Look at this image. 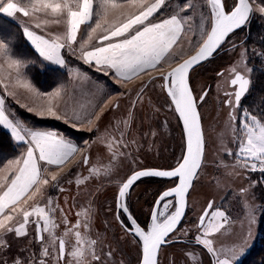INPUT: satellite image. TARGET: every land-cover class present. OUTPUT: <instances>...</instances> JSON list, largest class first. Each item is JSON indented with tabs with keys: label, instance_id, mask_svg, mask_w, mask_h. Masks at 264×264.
<instances>
[{
	"label": "snow or ice",
	"instance_id": "obj_1",
	"mask_svg": "<svg viewBox=\"0 0 264 264\" xmlns=\"http://www.w3.org/2000/svg\"><path fill=\"white\" fill-rule=\"evenodd\" d=\"M202 2L209 8L207 16H193L195 0H179L180 6L174 14L156 22L153 18L168 7L167 0H0V13L9 17L19 13L31 22V27L25 25L23 34L35 54L44 61L64 67L66 60L62 53L67 49L85 64L103 71L106 76L111 75L118 83H129L141 76L149 77L134 90L120 94L132 96L135 92L127 117L115 120L101 130L99 121L102 112L100 115L96 112L82 115L74 111L71 116L67 110L61 112L60 101L66 91L63 86L47 94L37 92L25 72L30 61L14 51L8 34L0 32V86L5 89L4 93H0V126L10 130L15 141L26 146L24 156L9 160L7 174L0 178V264H113L114 250L110 245L105 250V240L94 230L91 201L75 212L73 221L50 194L46 198L45 190L49 187L61 192L65 190L61 184L68 178L64 169L69 164L76 169L84 167L88 172L87 176L77 178V186L88 180L102 183L114 173L118 174L122 165H128L129 174L120 181L115 196L116 219L138 245V264H161V253L175 234L183 231L184 235H188V231L182 228L188 201L209 163L217 171L221 167L226 170L240 167L248 172L264 174V117L240 107L252 80L250 75L238 70V66L230 68L229 84L233 91L224 92L227 97L224 103L229 109L226 128L236 151L222 146L218 152L223 151V157L212 161L208 158L200 111L208 92L203 91L199 97L194 94L190 72L212 58L232 34L241 30L250 20L253 9L249 0H235L231 8L226 0ZM125 3L136 11L122 13L123 19L118 23H109L110 10L119 9ZM259 12L264 15V0L259 4ZM81 25H86V38L81 33ZM52 27L58 30L50 31ZM189 35L193 37L188 41L189 45L197 50L195 55L184 59L185 53L177 49L183 47L184 38ZM172 62L178 66L171 67ZM243 63L246 62L241 61ZM165 65L171 70L165 72ZM251 71L247 69V72ZM217 75L223 76L224 73ZM6 80L8 83H5ZM157 81L170 102L171 110L182 123V151L174 164L167 168L141 167L139 157L133 154L144 147L140 140H146L149 135L155 136L151 130L144 133L137 129L134 134V124L137 105H143L146 90ZM10 86L36 96L49 97L38 115L63 119L72 127H84L96 134L103 131V134L97 135L86 149H81L56 132L33 130L19 121L14 122L5 109V95L15 96V92L7 91ZM109 104L111 101L101 107L107 108ZM119 107L117 101L111 104L109 110L115 111ZM32 110L29 108V111ZM155 110L159 111L158 108ZM93 145L103 149L95 159ZM81 153V158L76 160ZM229 157L232 164L228 162ZM232 174L228 171V175ZM144 178L166 179L171 186L158 194L148 222L141 225L131 213L128 198L134 186ZM247 191L240 189L242 195ZM214 203L208 201L193 225L195 242L214 258L209 264H237L244 244L225 247L221 243L220 247L215 246L214 238L219 239L228 232L233 222L224 211L215 208ZM243 215L249 223L254 222V209L250 204L244 205ZM124 216L127 224L122 219ZM29 224L34 225V241L40 245L39 249L29 252L27 257L13 256L10 262L4 259L10 248L6 237H28ZM185 258V264H188L189 258L195 261V253L186 251ZM170 264L176 262L172 260Z\"/></svg>",
	"mask_w": 264,
	"mask_h": 264
},
{
	"label": "rangeland",
	"instance_id": "obj_2",
	"mask_svg": "<svg viewBox=\"0 0 264 264\" xmlns=\"http://www.w3.org/2000/svg\"><path fill=\"white\" fill-rule=\"evenodd\" d=\"M117 2H120V0H117ZM167 2L168 7L153 18L156 22L168 18L174 14L180 6L179 0H167ZM195 2L196 11L193 13V16L196 18H199L202 14L207 16L209 14L207 4L203 3L202 0H195ZM234 2L235 0H226V4L229 8L232 7ZM249 2L253 12L248 23L241 30L232 34L212 58L203 62L190 72V81L194 94L199 97L203 91L208 90V96L201 106L200 111L206 133L207 155L210 161L218 160L223 157V151L218 152L222 146L236 151V145L232 142L231 135L226 128L229 109L224 103L227 99L224 92L233 91L229 84V80L231 79L230 68L238 66V70L243 71L246 75H250L251 77L253 69L256 67V61L259 60L264 63V54H261L256 47L251 46L248 42L251 38L249 34L251 21L257 20V18L263 19L264 21V15H261L259 12V2L256 0H249ZM135 11V8L125 3L123 7L119 9L110 10L108 22L118 23L123 19L122 13L127 14ZM1 14L7 19H10V21L17 23L22 32L25 25L31 27V22L28 18L19 13L13 17L6 16L3 13ZM85 28L86 25H81V33L84 34L86 38L87 34ZM57 30L58 29L55 27L50 29V31ZM36 31L39 34H43L39 29H36ZM23 39H25L24 41L34 50L25 36H23ZM77 39L78 41L81 39L79 34ZM190 39H193L191 35L186 36L184 38L185 42L183 47L177 49L178 52L183 51L185 53L184 59L197 50L189 45L188 41ZM93 43H95V41H93ZM62 54L66 60V65L64 67L54 65L49 61H44L42 57L38 56L41 60L40 63H43L45 67L59 68L66 73L67 80L53 90L47 92L40 91L32 83L31 77H29L31 73L29 71L30 67L28 66L25 69L28 79L37 92L47 94L63 86L66 91L64 93V99L60 101L61 112L67 110L70 116L74 111L82 115H90L93 112L100 115L102 112L99 121L101 130L115 120L127 117L135 92L133 91L132 96H121L120 94L134 90L142 81H147L149 79L148 76H141L139 79H134L129 83H118L111 75H104L103 71H98L102 73L103 76L97 74V76L93 77L81 66L84 65L87 69H94L97 73L94 66L85 64L81 59H78L77 55L70 54L67 49H65ZM22 58L30 60L32 57L24 55ZM241 61H245L246 63L241 64ZM179 62H182V60ZM176 65L177 63L175 62L171 63V67H175ZM247 69H252V71L249 73ZM169 70L170 68L168 65H165L164 71L167 72ZM219 72H223L224 75H217ZM77 73H79V75ZM153 75L159 76L160 73H153ZM64 79L61 82H63ZM5 83H8V81L6 80ZM7 91L15 92V96L5 95L6 114H8L14 122L19 121L25 127L27 126L24 122L20 120V118L14 116L15 114L11 104H17L28 111L29 108H31L33 110L30 112L40 116L38 112L46 105L49 99L47 95L36 96L34 93L27 92L23 89H15L11 86ZM4 92L5 89L0 86V93ZM108 101H111V104L119 101L120 107L115 111L109 110L111 104H109L107 108H102L101 106ZM150 105L154 107H150ZM240 107L249 111L247 108L243 107L242 104ZM156 108H158L159 111H156ZM98 109L99 111H97ZM238 112L239 109H237V113ZM47 117L55 118L51 116ZM135 117L134 134L137 129L142 130L144 133H148L150 130L155 133L154 137L149 135L146 140H140V143H142L144 147L138 153H133L139 157L138 164L141 167L156 168H167L169 165L174 164L175 159L180 156L182 151V123L179 121L175 112L171 110L170 102L167 100L166 94L161 90L158 81L150 85L146 90L144 103L143 105H137ZM60 121H62L64 125H67L72 131H59V129L50 131L56 132L58 135L71 140L81 149H86L89 143L96 139L97 135L103 134V131L96 134L84 127L79 129L72 127L70 124H66L63 119H60ZM3 129L5 128L3 127ZM5 130L10 133V130ZM79 134L82 136L79 137V139H75L74 137H77ZM12 139L21 147L15 157L1 164L0 178L7 174L6 166L9 160L22 158L25 154L26 146L21 145L19 142L15 141L14 138ZM102 151V148L93 145V158L95 159L96 155ZM82 154L83 153L78 154L76 160H79ZM140 161L143 163L140 164ZM228 162L229 164L233 163L230 157L228 158ZM228 171H232L233 174L228 175ZM64 172L68 173V178L61 184V187L65 190L61 192L49 187L45 190L46 198L50 194L54 202L57 203L60 208H63L68 214L69 219L73 221L75 220V212L82 206H87L88 202L91 201L94 212V230L105 240V250H107L109 245L114 250L115 261L113 264H120L121 261H123V264H138V245L133 242V238L130 234L125 233L124 228L121 227L120 222L116 219L118 210L115 206V196L120 181L129 174L128 165H122L118 174L114 173L112 177L106 178L102 183L97 180H88L79 186L76 184L77 178H83L88 175L84 167L76 169L73 168L72 164H69L64 169ZM253 173L254 172L245 171L240 167L227 170L221 167L217 171V169L209 163L208 167L202 172L201 179L197 181L195 189L191 191L188 201L189 206L186 211L185 219L182 222V228L188 231V235H184L183 231L175 234L174 239L169 242L165 250L161 253V264H170L172 260H174L176 264H185L186 251L194 252L196 257L195 261L189 258L188 264H209V261L212 260L213 257L207 254L206 250H203L201 245L196 244L194 239L196 230L193 225L210 200L215 202V208L224 211L230 221L233 222L228 232H225L219 239L214 238L215 246L220 247L221 243H223L225 247H236L237 244H244V251L238 254L237 263L244 258L256 243L258 237L257 228L259 227L262 210L259 202L255 198L257 183L256 180H253ZM69 180L71 183H69ZM170 186L171 182L166 179L144 178L131 190L128 198V205L131 213L141 225L148 222L158 194ZM242 188L248 189L243 195L240 193V189ZM245 204H250L253 207L254 222L249 223L247 218L243 215ZM122 219L125 224L128 223L126 216L122 217ZM13 223H15V221ZM27 227L29 236L26 238H16L12 235L6 237L10 248L8 250V255L5 256L4 259L10 262L13 256L19 255L21 257H27L29 252H35L39 249L40 245L34 241V225L29 224ZM62 228L63 226L61 225V229ZM176 237H178V239Z\"/></svg>",
	"mask_w": 264,
	"mask_h": 264
},
{
	"label": "trees",
	"instance_id": "obj_3",
	"mask_svg": "<svg viewBox=\"0 0 264 264\" xmlns=\"http://www.w3.org/2000/svg\"><path fill=\"white\" fill-rule=\"evenodd\" d=\"M261 2V0H256ZM17 23L10 21L0 13V32L8 34L13 42L14 51L21 56L29 55L32 58L29 60V77L32 83L43 92L55 89L57 86L63 84L67 80L64 70L54 67H48L40 63V58L35 54L34 50L24 41L23 32L20 31ZM250 39L249 44L264 54V21L257 18L251 21L249 30ZM23 35V36H22ZM264 58V57H263ZM87 73L93 77L103 76L102 73L95 72L94 69H87L84 65L81 66ZM65 77V79H64ZM64 79L63 82H61ZM252 84L249 92L242 98L241 104L247 108L249 112L255 113L258 117H264V63L257 60L256 67L253 69L251 75ZM61 82V83H60ZM14 116L20 118L28 128L48 129L71 132L67 125L62 121L53 119L47 116H37L34 113L25 110L23 107L12 103ZM82 135L79 134L75 139H79ZM21 146L16 144L10 133L0 126V166L10 158L15 157L19 152ZM254 179L256 180V200L260 204L261 215L259 221L258 237L253 248L242 258L237 264H264V174L254 172ZM252 174V175H253Z\"/></svg>",
	"mask_w": 264,
	"mask_h": 264
},
{
	"label": "water",
	"instance_id": "obj_4",
	"mask_svg": "<svg viewBox=\"0 0 264 264\" xmlns=\"http://www.w3.org/2000/svg\"><path fill=\"white\" fill-rule=\"evenodd\" d=\"M192 55H195V53H193ZM192 55H190V56L187 57L186 59L190 58ZM182 62H183V60H182ZM182 62H181V63H182ZM202 63H203V62H202ZM202 63H201V64H202ZM199 65H200V64H199ZM199 65H197V66H199ZM176 66H178V65H176ZM176 66H175V67H176ZM197 66H195V68H196ZM195 68H194V69H195ZM170 70H171V69H170ZM170 70H169V71H170ZM191 72H192V71H191ZM190 74H191V73H190ZM206 91L208 92V90H206ZM156 199H157V198H156ZM152 209H153V207H152Z\"/></svg>",
	"mask_w": 264,
	"mask_h": 264
},
{
	"label": "crops",
	"instance_id": "obj_5",
	"mask_svg": "<svg viewBox=\"0 0 264 264\" xmlns=\"http://www.w3.org/2000/svg\"><path fill=\"white\" fill-rule=\"evenodd\" d=\"M28 128V127H27ZM30 129H33V128H30ZM33 130H41V131H50V130H48V129H33ZM54 131V130H53ZM11 135V134H10ZM12 137V136H11ZM13 138V137H12Z\"/></svg>",
	"mask_w": 264,
	"mask_h": 264
},
{
	"label": "bare ground",
	"instance_id": "obj_6",
	"mask_svg": "<svg viewBox=\"0 0 264 264\" xmlns=\"http://www.w3.org/2000/svg\"><path fill=\"white\" fill-rule=\"evenodd\" d=\"M193 70H194V69H193ZM193 70H192V71H193Z\"/></svg>",
	"mask_w": 264,
	"mask_h": 264
},
{
	"label": "flooded vegetation",
	"instance_id": "obj_7",
	"mask_svg": "<svg viewBox=\"0 0 264 264\" xmlns=\"http://www.w3.org/2000/svg\"><path fill=\"white\" fill-rule=\"evenodd\" d=\"M213 259V258H212Z\"/></svg>",
	"mask_w": 264,
	"mask_h": 264
}]
</instances>
